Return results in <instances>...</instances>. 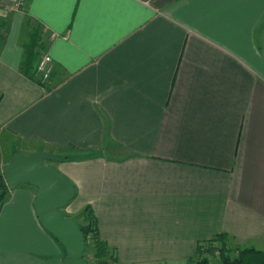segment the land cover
Masks as SVG:
<instances>
[{
  "label": "crops",
  "instance_id": "crops-1",
  "mask_svg": "<svg viewBox=\"0 0 264 264\" xmlns=\"http://www.w3.org/2000/svg\"><path fill=\"white\" fill-rule=\"evenodd\" d=\"M10 2L0 174L15 153L82 157L54 162L76 189L64 210L91 206L118 264H193L221 233L264 250V0ZM29 20L54 60L45 85L21 70ZM36 190L0 204V264H62Z\"/></svg>",
  "mask_w": 264,
  "mask_h": 264
},
{
  "label": "water",
  "instance_id": "water-1",
  "mask_svg": "<svg viewBox=\"0 0 264 264\" xmlns=\"http://www.w3.org/2000/svg\"><path fill=\"white\" fill-rule=\"evenodd\" d=\"M61 158L44 150L30 155L15 153L4 168V176L11 189L22 183L36 187L34 205L39 219L65 247L62 264H86L83 257L86 247L83 231L77 220L64 210L74 199L76 189L54 165Z\"/></svg>",
  "mask_w": 264,
  "mask_h": 264
},
{
  "label": "trees",
  "instance_id": "trees-1",
  "mask_svg": "<svg viewBox=\"0 0 264 264\" xmlns=\"http://www.w3.org/2000/svg\"><path fill=\"white\" fill-rule=\"evenodd\" d=\"M27 33L24 41V56L22 60L21 70L31 78L34 77L36 63L43 51L47 49V38L43 35V29L29 20L27 23ZM80 156H62V160L80 159ZM9 194V187L6 183L4 174H0V204L7 198ZM82 217V223L78 222L83 231L86 247L91 241L95 250V255L99 259H104L110 255L114 258L113 251L108 247L106 242L101 240L98 229V219L91 206H87L79 215ZM77 221L79 218H75ZM57 238V237H56ZM58 239V238H57ZM59 242H61L58 239ZM221 243L220 246H215L214 243ZM62 243V242H61ZM85 247V249H86ZM219 253L221 264H264V250L253 246H232L229 243V235L227 233L217 234L213 238L200 242L197 246L193 264H213L209 257L204 256L205 252H210L214 256ZM84 257V256H83ZM99 264H107L106 260L99 262Z\"/></svg>",
  "mask_w": 264,
  "mask_h": 264
},
{
  "label": "built area",
  "instance_id": "built-area-1",
  "mask_svg": "<svg viewBox=\"0 0 264 264\" xmlns=\"http://www.w3.org/2000/svg\"><path fill=\"white\" fill-rule=\"evenodd\" d=\"M5 0H0V7ZM11 8L16 11H23L26 9L28 0H11ZM57 34L52 33L51 38H55ZM54 71V60L52 55L46 50L43 51L36 63L35 78L43 85L48 83Z\"/></svg>",
  "mask_w": 264,
  "mask_h": 264
},
{
  "label": "rangeland",
  "instance_id": "rangeland-1",
  "mask_svg": "<svg viewBox=\"0 0 264 264\" xmlns=\"http://www.w3.org/2000/svg\"><path fill=\"white\" fill-rule=\"evenodd\" d=\"M19 146L20 145L17 144L16 147H19ZM3 147H4V143H1L0 144V154H2L4 152V148ZM19 148H24V147L20 146ZM1 159L2 160L4 159L3 156H1L0 161H1ZM46 163L48 164L50 162H46ZM73 217H74V219L76 217L79 218L78 222L82 223V217H79L78 215L77 216H73ZM214 245L215 246H220L221 243L215 242ZM83 256H84V259L86 261V264H99V262H101L103 260H106L107 264H118L117 259L112 257V256H110V255L106 256L104 259H99L98 257H96L95 250L93 248V245H92L91 241L88 242V246L86 247ZM204 256L209 257L212 260L213 264H221V261L218 258L219 257V253H216V251H215L214 256L211 255L210 252H205ZM194 262L196 263V256H195V261Z\"/></svg>",
  "mask_w": 264,
  "mask_h": 264
}]
</instances>
